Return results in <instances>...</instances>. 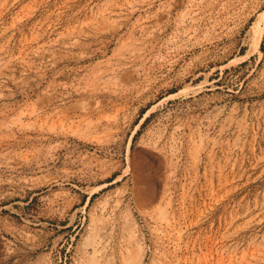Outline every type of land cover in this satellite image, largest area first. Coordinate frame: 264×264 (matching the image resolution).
Segmentation results:
<instances>
[{
  "label": "rangeland",
  "instance_id": "1",
  "mask_svg": "<svg viewBox=\"0 0 264 264\" xmlns=\"http://www.w3.org/2000/svg\"><path fill=\"white\" fill-rule=\"evenodd\" d=\"M0 264H264V0H0Z\"/></svg>",
  "mask_w": 264,
  "mask_h": 264
}]
</instances>
